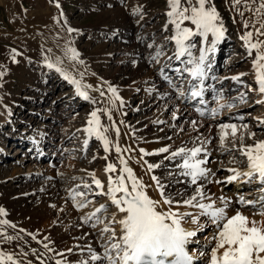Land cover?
<instances>
[{
	"label": "rangeland",
	"instance_id": "rangeland-1",
	"mask_svg": "<svg viewBox=\"0 0 264 264\" xmlns=\"http://www.w3.org/2000/svg\"><path fill=\"white\" fill-rule=\"evenodd\" d=\"M11 1L18 14H13L3 2H0V73H3L0 75V103L7 111L6 119H0V122L8 120V108L9 113L13 115L12 121L5 123L4 129H0V186L13 187L17 191L9 200L14 207L26 205L19 199L24 198L20 196L21 193L24 192V195L32 198L34 195L30 194L28 189L37 191L39 187H47L48 184L45 182L48 181L57 183L56 187L59 190L61 186L56 201L66 200L69 192L74 190L73 185L80 182L87 184L83 203L89 205L91 200H94L92 203H98L102 198L101 192L99 193L94 186V177L101 153L106 154L108 150L104 148L103 139L99 142L94 135L88 136L87 138L91 140L89 143L86 142L84 131L92 128L88 124L92 111L97 109V114L107 119L104 110L109 113L112 108L110 105L103 106L99 103L96 105V102H91L88 97H79L77 92L74 94V85L70 79L64 78L63 71H60L62 67L70 71L71 77H74L75 70L81 67L90 72L95 71L93 73L101 78H107L106 83L113 82L126 88L129 84L135 85L137 88H134V91L124 95L127 103L133 99V105L127 106L128 117L125 118L128 127H131L130 131L145 133L146 130V132L161 130L165 132L164 136L167 134L174 139L194 133L189 128L192 117L182 106L179 108L176 104L182 92V82L175 84L174 89L173 85H163L157 78L158 64L164 59L170 61L174 58L172 54L174 25L171 22L172 18L167 15L171 10L168 0ZM189 2L193 6L196 0L187 2L181 0L180 9L188 7ZM205 7L215 8L218 14L217 21L225 28L227 45H230L229 47L223 45L220 48L222 52L220 54L219 51V61L223 66L217 68L216 74L223 77L219 102H226L230 98H233V102L230 106L224 107L223 115L203 120L204 128L209 126L212 131L209 143L219 148V163L216 162L215 165L217 173L222 175L225 173L227 160L235 158L240 162L245 158V149L241 143L243 140L246 143L254 142L259 135L264 134V122L261 120V115L264 114V101L258 99L260 96H257L254 79L249 76L246 68L249 66L247 65L249 57L241 45L229 0H206ZM183 24L194 25L192 22ZM183 28L181 27V30ZM46 36L52 41L62 42L61 46L66 47L64 50L70 53L71 61L62 59V62L58 63L62 67L58 65L48 67L47 63L55 64L54 60L48 59L46 54L37 52V49L41 50V47L37 48L40 43H34L35 39H39L41 43L45 42ZM189 39L193 46L191 57L187 60L195 58L201 49L199 34ZM71 49H75L77 54L75 59ZM208 55L210 60L212 56L209 52ZM148 76L150 80L147 84L154 85V90L153 87L150 89L139 84L143 77ZM231 76H237L240 81L237 79V83H233L230 80ZM164 89L168 90L163 92L161 98ZM109 92L111 93L108 88ZM155 92L160 94L159 97L154 94ZM147 93L150 95L148 99ZM216 101V98L213 99L211 104H216ZM116 106L120 108L117 103ZM134 106L135 109L130 108ZM238 111L243 114L236 116ZM231 123L236 126L237 131L227 139L225 136L226 140L221 144L219 128L221 125ZM99 129L110 145L109 133H105L100 127ZM130 134L134 135L133 132ZM31 135L39 136L41 140L43 152L41 157L33 156L29 141ZM21 137L23 138L20 139ZM201 138H198V142ZM230 138L231 144L227 142ZM174 150L171 148L166 153L167 156H172ZM114 152L117 153L116 148ZM155 152H152L149 161L158 165L156 170L161 175L160 178L165 179L163 181L165 185L166 177L169 176V180L173 177L170 169L172 164L159 165L161 156ZM209 156L212 157L210 154ZM146 157L148 158L147 155ZM51 163L54 165L51 166ZM208 163L211 164L209 161ZM47 175L55 179L48 180ZM175 189L172 184L168 185L171 193L175 194ZM245 190L252 192L253 189L247 187ZM75 191L78 196L69 199L79 202V208L76 207V212H79L83 209L80 206L83 205L80 200L83 187ZM186 192L190 193L187 190ZM38 194L39 197L27 203L28 207L35 205L38 207L40 193ZM104 201L107 200L104 198ZM108 206L109 204H106L105 208L108 209ZM14 215L10 222H14L13 225H17L16 227H21L19 230L32 233L36 231L34 230L36 218L29 211ZM86 221L90 225V220L85 219V226L91 228ZM108 225L111 226V223ZM108 232L109 235L110 231ZM206 234L207 232L204 235ZM43 241L42 244L46 245V241ZM59 242L61 241L57 238L55 245ZM215 243L216 241H213L212 248L215 247ZM52 253H56L55 248Z\"/></svg>",
	"mask_w": 264,
	"mask_h": 264
},
{
	"label": "bare ground",
	"instance_id": "bare-ground-1",
	"mask_svg": "<svg viewBox=\"0 0 264 264\" xmlns=\"http://www.w3.org/2000/svg\"><path fill=\"white\" fill-rule=\"evenodd\" d=\"M0 2H3L4 5L13 12V14L17 13V11H15L17 9L13 6L14 4L11 0H0ZM229 2L234 13V19L236 21L240 38L245 36L249 32L252 33V36L248 41H245L242 38L241 40L243 44H245V50L247 51L250 60V63L248 60L247 64L249 65L247 67V70H249L250 72L249 76L254 78L255 84H258L256 78L257 70L254 67V61L256 60L258 52H260L261 55H264V8L261 7V5L264 4V0H229ZM193 6H198L197 0ZM201 37L203 40L202 48H204L207 42L210 45L211 41L215 39L211 33L208 34L207 39H205L203 36ZM41 42L39 39H35L34 41V43H40L37 48L41 47L42 50L41 51L37 49V52L43 55L46 54V57H48V59L54 60L53 62L55 64L61 63L62 59L71 61L72 58L69 57L70 53H66V51L64 50V48L66 47L63 48V45L61 46L62 42L58 40L52 41L48 38V36H46L45 42ZM251 43H257L259 47L257 49H251L250 54L249 45ZM261 63L264 64V60H261ZM74 73H76L74 78L80 82V89L87 94L88 98L92 100L91 102H96V105L98 103L103 106L110 105V107L112 108L109 113H107V110H104L107 119L102 117V115L97 114L100 121L99 127L105 130V133H109L111 139L108 153H101L102 156H100L99 159L98 170L95 173V177L93 176L95 180H99L101 182L102 187H99V189L105 200L110 202V211H108V213H105L108 216L104 220L101 219L99 212L95 211L96 206L94 205L91 207L83 208L79 210V212H76V207L79 208V202H75V200L71 201L69 197L64 201H56L60 190L58 187H56L57 183H50L49 181L45 182L46 184H48L47 187H39L37 191H35L36 189H28L30 191L26 190L30 192V194L34 195L32 198L24 195V192L21 193V195L20 193H18L20 196L24 197L23 199H19L24 201V204H26L27 206L23 205L17 208L18 206L14 207L12 203L9 202V200H11V195L17 194V191L13 187L6 188L2 185L0 186V209H3V212L0 213V264H58V262L59 264H71L70 260L74 257V259H78L79 261L77 264H99V260H101L104 255L100 253L90 252L91 250L98 248L96 242H94L92 238L93 231L95 233V231L99 229V233L97 234L99 236L100 231L102 232L104 228L107 227L109 231L113 230L116 233L115 236H113V231L109 234L113 239L110 247H112L113 243H120L122 245L120 237H122L123 235V228L119 221L124 217L125 213L120 212L119 207L112 202L111 196L108 195V190L109 178H111L115 182L118 176L121 174V170L125 166L131 168L137 180L142 182V184L144 185L143 191L148 195V197L154 201L161 202L157 205V211L167 212L169 209H172L174 211H178L179 213L189 212L199 217L198 224H193L191 222V216L184 217V219L182 220V227L186 230L195 231L196 227L206 224V221L209 220V237L207 240H209V243H212L213 245V241H216L214 237L216 236L218 230L214 235L211 234L210 230H212L211 227L215 228L216 224H214L210 218L200 215V209H198L197 207L184 205L182 203H176L177 201H183L195 195L196 189L191 194H186L185 196L182 195L183 188L185 186H188L187 183H185L184 178H189L191 181V177L183 174L185 171L183 168H180V170H178L179 176L182 177V180L178 182V193L173 197L169 192H167V190L163 189L166 197H169L170 199L173 198L171 199L173 201L171 205H165L162 203L164 197H162L155 188V185H157V181L152 179V169H148L149 161L146 157L147 152L160 150L162 148H167L168 150H170L173 147H178V149L184 147L185 149L189 150L195 147H201L202 149H204L208 145L210 132L209 127L208 129H204L200 122H194L196 128L195 130H193L194 128H191V131H194V133L186 134L185 136H181L180 138L177 137L178 139H174V137L168 136L167 134L166 136H164L165 132L161 130L159 132H146V130L145 133H137L133 131L134 135H131L127 128L128 123L125 121V118L128 116L126 114V112L128 111V103L127 101L125 102L124 95L125 93L128 94L129 91L136 88V86H134L133 84H129V86L126 88L112 85L110 86V88L116 89V93L114 95L112 92L108 93L109 87L96 76L88 73L85 74V72H83L81 69L75 70ZM149 80V76L147 78L143 77V79L140 80L139 84L144 85L142 87L148 86L150 87V89H152L153 85L151 86L147 84ZM74 92H76V89ZM155 95L159 97L160 94L156 92ZM149 96L150 95H148L147 93L146 99H148ZM259 96V98H264V93ZM116 103L120 105L121 109L116 106ZM130 108L135 109V106ZM96 111L98 110L96 109ZM6 117L7 111L0 103V119H6ZM91 119H93V117ZM84 129H86V127ZM230 129L231 128L222 129L220 127L221 132L219 133V137H221L222 133H231L232 131H230ZM206 131L207 134H205ZM200 132L204 136L199 140V142H194V138H198ZM167 137L170 138L168 139ZM258 141H264V136L258 138L255 144ZM117 145L121 149L119 153L114 152V149ZM141 149H143L144 151L141 152ZM180 156H182V158H186L188 155L182 153ZM121 159H123L126 164H122L121 162H119L121 161ZM164 162H166L167 164L169 163V160H164ZM180 162L182 163L183 159H181ZM109 164L114 165L116 170L106 171L107 165ZM202 166L207 169V174L201 176L197 180V183L202 182L201 179H203L204 177L201 190L204 193L205 199L200 200V203L214 202L216 207H225L226 205L225 213L227 217H230V213L236 214L237 212H239L248 217L250 221L255 220L258 222V225L264 226L261 224V222H264V214L253 213L248 209L238 207L235 203V197L232 198V196H229L228 194H226L225 196L224 194L221 200L215 201L216 195L219 193L216 191L214 185V179L216 178V175L213 176V178L211 177L212 183H207V179L211 176L210 174L213 170V167L211 165L207 166L205 164ZM248 167V158L242 163L228 165L230 174H237V172L240 174H245L250 170L247 169ZM232 169L236 171H230ZM123 175L125 176L126 186H128L129 190H131V181L127 180L128 174L124 172ZM168 177L166 178L168 179ZM160 179L162 182H160ZM160 179H158L159 183L165 188V182H163L165 179ZM81 187H84V185H82L81 183H76L74 184L72 189H80ZM158 189L160 190L159 187ZM38 193H40V200L37 203L38 207H36V205L34 207L31 206L32 208L28 207L29 205L27 203H30L35 198L39 197ZM122 195V192L115 193V196L118 199ZM197 199L199 200V197ZM27 211H29L36 218V226L34 229L36 231L33 232L34 234L30 231H21L17 228H14L13 223L10 222L11 217L15 213H24ZM93 213H95V215H92ZM96 216L97 221L95 220ZM85 219L90 220V225L94 223V227H86ZM109 223H111V226L108 225ZM59 224L61 225L59 226ZM206 235H208V233ZM55 236L59 238V240L63 244L59 242L55 245V242L57 240ZM107 236L108 234L106 233V237ZM99 239H102V237L99 236ZM42 240L46 241L45 243H47V247H45V244H42ZM100 242L103 243L104 241L100 240ZM121 247L123 249V247L125 248L126 246L123 245ZM53 248H55V251L57 253H51ZM192 251L193 249L190 251V253L193 255ZM220 251L222 252L223 250L221 249ZM112 254L113 253L108 255L111 256ZM122 254L123 253L116 254V259H113L115 260L116 264H120L118 258ZM93 255L98 256L99 259L93 260ZM9 256L12 257L11 260L8 259ZM210 256L211 249L209 252V258Z\"/></svg>",
	"mask_w": 264,
	"mask_h": 264
},
{
	"label": "snow or ice",
	"instance_id": "snow-or-ice-1",
	"mask_svg": "<svg viewBox=\"0 0 264 264\" xmlns=\"http://www.w3.org/2000/svg\"><path fill=\"white\" fill-rule=\"evenodd\" d=\"M168 3L171 10L167 15L172 18L171 22L176 25L177 29V35L172 37V39L176 41L178 56H183L186 52L191 56V52L185 47V41L193 35L199 34L207 39L208 34L211 33L215 38L213 44L223 37L224 31L222 25L218 26L216 23L218 14L214 7L206 9V0H197L198 6H192L189 2V6L184 7L182 10L180 9L181 0H168ZM261 7L264 8V4ZM183 20H190L196 26L197 31L193 32L192 29L186 27L181 30L180 21ZM251 36L252 33L249 32L241 38L248 41ZM192 46L189 45V48ZM258 47L257 43H251L249 45L250 54L251 49H257ZM70 51L73 53V59H75L77 55L75 49H71ZM204 52L205 49L201 48V55L198 60L196 58L189 60L188 63L191 67L185 69L192 77L200 79L201 82L205 75ZM261 60H264V55L258 52L254 61V67L257 70L256 78L259 84V91L264 93V64L261 63ZM48 67H55V65L49 63ZM0 75H3V73H0ZM65 78L70 79V82L75 84L79 91V81L74 77L70 78L67 74ZM233 79H236V77H233ZM192 87H195V85H192ZM109 91L114 95L116 93L115 88H110ZM80 94L87 98L85 92H81ZM191 94L194 97H199L202 95V91H193ZM224 106L220 105L221 108ZM91 116L93 120H90L89 124L95 122L97 127H99L100 121L97 112H92ZM221 128H231L233 135L237 131L235 125H221ZM89 131L91 132L93 129H89ZM96 134L99 138L103 139L104 148L107 151L109 141L99 131ZM226 135L227 133L221 134V144H223ZM120 151L121 149L117 145L116 152L119 153ZM143 151L141 149V152ZM159 151L167 152L168 149L162 148ZM186 151H190V155L182 158L183 163L180 167L185 170L183 174L190 176L191 182L196 184L201 176L207 174V169L202 166L207 161L205 159H197L198 154L203 151L201 147H195L191 150L181 148L177 152L172 153V156H180ZM245 155L248 158L250 170L244 175L252 177L258 174L264 180V141H258L254 146L246 148ZM120 162L126 164L123 159ZM157 166L148 164V169L151 170ZM109 170L115 171V166L112 164L107 165L106 171ZM230 171L235 172L236 170L232 169ZM124 172L128 174L127 180L131 181V190L126 186ZM237 175H240V173L237 172L236 175L228 177V180L236 179ZM152 179L157 181L160 195L164 197L162 203L171 205L173 201L165 196L164 186L159 183L157 177L153 176ZM94 182L98 187H102L99 180H95ZM219 182L217 181V183ZM143 188L144 185L141 181L137 180L132 169L126 166L121 170V174L115 182L109 178L108 195L111 196L112 202L119 207V211L125 213L124 217L119 221L123 228V235L120 239L122 244L126 246L123 249V255L120 257V264H130V262H133V264H191L192 257L187 253L185 246L189 242V238L196 235V232L183 228L182 220L184 217L191 216V222L198 224L199 217L189 212L179 213L172 209H169L167 212L157 211V205L161 202L150 199L143 191ZM117 192L123 193L119 199L115 196ZM198 197L199 200L197 199ZM203 199H205L204 193L201 187L197 186L195 195L176 203L197 207L200 209V215L210 218L216 224L218 229L214 237L216 246L211 249L209 264H264V226L258 225V222L255 220L250 221L248 217L239 212L227 217L225 213L226 205L225 207H216L214 202L200 203V200ZM241 202L243 203V201ZM104 208L105 205H100L96 209V212H100ZM2 212L3 209H0V213ZM92 215H95V213ZM261 224L264 225V222H261ZM108 230L107 227L104 228V231ZM115 235L116 233L113 231V236ZM112 248L120 250L121 244L113 243ZM221 249L223 250L222 252L220 251ZM11 258V256L8 257L9 260ZM92 259L97 260L99 257L93 255ZM109 264H116V262L110 259Z\"/></svg>",
	"mask_w": 264,
	"mask_h": 264
}]
</instances>
